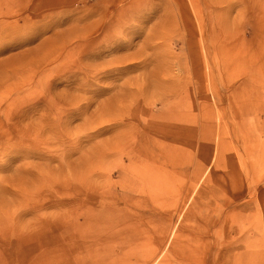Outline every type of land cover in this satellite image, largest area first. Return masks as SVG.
<instances>
[{
	"label": "rangeland",
	"instance_id": "obj_1",
	"mask_svg": "<svg viewBox=\"0 0 264 264\" xmlns=\"http://www.w3.org/2000/svg\"><path fill=\"white\" fill-rule=\"evenodd\" d=\"M263 51L264 0H0V264H264Z\"/></svg>",
	"mask_w": 264,
	"mask_h": 264
},
{
	"label": "bare ground",
	"instance_id": "obj_2",
	"mask_svg": "<svg viewBox=\"0 0 264 264\" xmlns=\"http://www.w3.org/2000/svg\"><path fill=\"white\" fill-rule=\"evenodd\" d=\"M254 40H255V39H254ZM258 40H259V39H258ZM256 43H257V42H256ZM254 45H255V44H254ZM257 45H258V44H257ZM255 46H256V45H255ZM258 48H260V47H258ZM262 49H263V48H262ZM259 50H260V49H259ZM253 51H254V50H253ZM263 52H264V51H263ZM259 55H260V54H259ZM253 56H254V55H253ZM263 56H264V55H263ZM237 57H238V56H237ZM250 57H251V56H250ZM235 58H236V57H235ZM229 61H231V60H229ZM229 61H228V64H230ZM233 61H235V60H233ZM237 61H238V60H237ZM259 61H260V60H259ZM231 62H232V61H231ZM238 62H239V61H238ZM246 62L248 63V61H246ZM251 63H252V62H251ZM234 64H235V62H234ZM257 64H258V63H257ZM253 65H254V64H253ZM236 66H237V65H236ZM245 66H246V64H244V68L246 69ZM237 67H238V66H237ZM244 68H243V69H244ZM250 68H251V67H250ZM251 69H252V68H251ZM232 70H233V69H232ZM243 71H244V70H243ZM243 71H242V72H243ZM250 71H251V70H250ZM232 72H234V70H233ZM244 72H245V71H244ZM234 73H235V72H234ZM236 75H238V74H236ZM229 79H230V78H229ZM231 80H232V79H231ZM229 81H230V80H229ZM261 91H262V90H261ZM235 93H236V92H235ZM235 93H233V94H235ZM237 94H238V93H237ZM232 96H233V95H232ZM237 96H238V95H237ZM234 97H235V96H234ZM234 97H233V98H234ZM231 98H232V97H231ZM234 101H235V99H234ZM231 102L234 103L233 101H231ZM235 105H236V104H235ZM146 123H147V122H146ZM146 123H145V124H146ZM140 125H141V124H140ZM146 125H147V124H146ZM146 125H145V126H146ZM162 129L165 131V132L163 133V137H171V132H173V133H178V132H180V131L177 130V129L172 130V131L169 130V129H166L167 131H166L164 128H162ZM179 134H180V133H178L177 137L179 136ZM142 135H143V134H142ZM140 136H141V135H140ZM141 139H142V138H141ZM165 139H166V138H165ZM178 141H179V140H174L173 142H178ZM119 142H120V141H119ZM164 143H165V142H164ZM179 143H180V141H179ZM115 144H116V143H115ZM116 145H117V144H116ZM172 145H173V144H172ZM117 146H118V145H117ZM115 147H116V146H115ZM127 147H128V146H127ZM118 148H119V147H117V149H118ZM131 148H132V147H131ZM127 149H128V148H127ZM118 150H119V149H118ZM136 150H137V149H136ZM155 150H156V147H154V149H152V151H150V153L153 154ZM170 151H171V150H170ZM123 152H124V151H123ZM101 155H102V154H101ZM156 156H157V155H156ZM100 157H101V156H100ZM108 158H109V157H108ZM134 158H135V157H131V156H130V157L127 158V161H128L129 163H133ZM105 159H106V158H105ZM98 160H99V159H98ZM162 160H164V159H162ZM98 162H99V161H98ZM101 162H102V161H101ZM107 162H108V161H107ZM155 163H156V162H155ZM97 165H98V163H97ZM99 171H100V170H99ZM100 173H101V172H100ZM98 176H100V174H99ZM81 179H82V178H81ZM81 179H80V183H81V181H82ZM88 188H89V187H88ZM90 188H91V186H90ZM66 236H67V235H66Z\"/></svg>",
	"mask_w": 264,
	"mask_h": 264
}]
</instances>
